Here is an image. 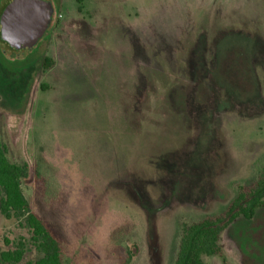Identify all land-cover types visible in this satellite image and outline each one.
<instances>
[{
  "label": "rangeland",
  "instance_id": "obj_1",
  "mask_svg": "<svg viewBox=\"0 0 264 264\" xmlns=\"http://www.w3.org/2000/svg\"><path fill=\"white\" fill-rule=\"evenodd\" d=\"M50 1L31 49L0 41L23 193L64 264H173L181 224L221 214L264 164V0ZM20 236L0 214V250ZM219 243L229 264H264V206Z\"/></svg>",
  "mask_w": 264,
  "mask_h": 264
},
{
  "label": "trees",
  "instance_id": "obj_2",
  "mask_svg": "<svg viewBox=\"0 0 264 264\" xmlns=\"http://www.w3.org/2000/svg\"><path fill=\"white\" fill-rule=\"evenodd\" d=\"M10 1L0 6V12ZM78 8L81 9V6ZM51 63V58L45 57L43 68L47 69ZM27 175L28 165L10 159L8 147L0 133V214L6 219H17L30 233L28 240L21 236L12 241L4 238L5 244H11V247L0 250V264H17L30 244L39 256L27 264H64L57 233L35 212L23 193L21 184ZM263 206L264 164L251 180L237 184L233 198L221 214L181 224L173 264H207L204 258L209 256H217L222 264H229L219 243L221 234L238 219L250 220Z\"/></svg>",
  "mask_w": 264,
  "mask_h": 264
},
{
  "label": "water",
  "instance_id": "obj_3",
  "mask_svg": "<svg viewBox=\"0 0 264 264\" xmlns=\"http://www.w3.org/2000/svg\"><path fill=\"white\" fill-rule=\"evenodd\" d=\"M50 0H11L0 12V41L16 51L31 49L50 26Z\"/></svg>",
  "mask_w": 264,
  "mask_h": 264
}]
</instances>
